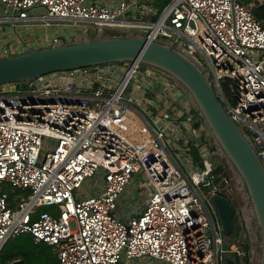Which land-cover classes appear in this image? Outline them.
I'll return each mask as SVG.
<instances>
[{
	"label": "built area",
	"instance_id": "obj_1",
	"mask_svg": "<svg viewBox=\"0 0 264 264\" xmlns=\"http://www.w3.org/2000/svg\"><path fill=\"white\" fill-rule=\"evenodd\" d=\"M155 1L0 0V57L109 28L174 43L208 75L264 166L263 21L242 0H165L161 9ZM157 73L131 60L0 86V184L29 190L10 205L0 186V250L29 233L54 248L57 264L248 260L239 229L227 243L212 202L229 198L236 217L231 177L217 171L218 145L192 103L179 102L188 93L170 76L158 75L165 97L149 95L147 79ZM135 174L146 193L124 207ZM240 201L239 220L245 208L253 220Z\"/></svg>",
	"mask_w": 264,
	"mask_h": 264
},
{
	"label": "water",
	"instance_id": "obj_2",
	"mask_svg": "<svg viewBox=\"0 0 264 264\" xmlns=\"http://www.w3.org/2000/svg\"><path fill=\"white\" fill-rule=\"evenodd\" d=\"M131 60H139L164 72L187 91L192 105L219 146L220 156L234 167L240 184L245 188L255 228L260 235L257 264H264V166L249 141L226 113L208 75L174 43L138 35L91 37L79 34L71 42L60 41L0 57V86L60 70ZM193 126L197 128L198 122H194ZM212 202L225 234H232L234 206L230 199L215 194ZM13 263L20 264V261L14 260ZM224 264L238 263L233 256L225 255Z\"/></svg>",
	"mask_w": 264,
	"mask_h": 264
},
{
	"label": "rangeland",
	"instance_id": "obj_3",
	"mask_svg": "<svg viewBox=\"0 0 264 264\" xmlns=\"http://www.w3.org/2000/svg\"><path fill=\"white\" fill-rule=\"evenodd\" d=\"M263 1L264 0H250L249 3H250V6L252 7V9H254L258 5H260V3H262ZM164 3H165V0H157V1H155V6L158 9H161L164 6ZM119 34L120 35H132L131 31H129V30H118V29H111V28L103 29V32H101L98 35L91 34V33L88 35L91 37H96V36H106L107 37V36H114V35H119ZM144 66H148V65L142 63V67H144ZM159 74L167 75L162 71H159ZM138 76L140 77V73L138 74ZM128 88H129V86H128ZM128 88H127V90H128ZM229 90H230V87L227 85L226 91L229 92ZM202 126H203V120L201 121L199 128H202ZM211 139L214 141L212 136H211ZM43 143L46 144L43 146L45 150L50 148L47 140L44 139ZM215 151H216V153H215L216 161H217V163H219V161H221L219 146H218V149H216ZM228 166H229V169L231 170V173H229L228 176L231 177L233 180L232 181L231 178H229L230 185L232 186V189H233L232 194H233L234 199H232V202L235 204V208L237 209L236 217L234 218L235 227L237 230L239 229L238 232H240L241 236H243L242 239L249 245L248 252L245 251L246 256L248 258V261H249V264H257V261L259 258V251H260V235H259V232L257 233V229L255 228L256 223L252 219L250 220L248 218H245V219H248V222L247 221L243 222V221L239 220V218L242 217L241 216L242 213L240 212L241 206H242V204H244V202L240 201V197H244L245 199H247L246 193H245V188H244V186H242L240 184L239 178L237 177V174L234 171L235 170L234 167L231 166L229 163H228ZM146 182H147L146 179L142 178V176L140 174H135V176L131 180V183L126 186V188L124 189V191L122 193L120 201L122 202V205L124 207L125 206L130 207L133 203L137 202L140 198H142L143 192L146 193ZM0 186L3 190H10L14 196H17L18 194L21 196H26L27 193H29L28 189H20V188L11 186L7 182H2L0 184ZM200 195L203 198V200L205 201L207 208L211 211V206H210V203L206 200V196L204 194H200ZM42 208L45 210L51 209V207H42ZM244 214H245V212H244ZM243 224H244V227L246 225V229L243 228ZM236 237H237V235L234 237H232L230 235V238H228L227 243L229 244V243L233 242ZM12 238H10V239H12ZM52 250L55 253L54 248ZM245 259L242 258V261H245ZM16 260L20 261V264H22L21 259H16ZM13 262L9 258V251L7 249L3 248L0 251V264H14Z\"/></svg>",
	"mask_w": 264,
	"mask_h": 264
},
{
	"label": "trees",
	"instance_id": "obj_4",
	"mask_svg": "<svg viewBox=\"0 0 264 264\" xmlns=\"http://www.w3.org/2000/svg\"><path fill=\"white\" fill-rule=\"evenodd\" d=\"M244 3H249L250 0H242ZM257 18L261 19L264 24V1L253 9ZM136 34V33H132ZM120 35V34H119ZM206 139V137H205ZM195 155L196 150H193ZM223 170L224 174L231 173L228 163L221 157V164L217 168V171ZM3 190V189H2ZM18 190V189H17ZM8 194V201L10 205L14 202V195L10 190H4ZM28 194V193H27ZM39 210H43L42 207ZM45 210V209H44ZM233 232L230 234L232 237L237 235V229L235 227L234 219L232 218ZM5 248L9 251V258L13 262L16 259H21L22 264H57L56 255L53 252V248L43 242L35 243L32 236L29 233H21L12 239L7 240L2 246L1 250ZM243 249L248 252L249 245L246 243L243 245ZM0 250V251H1ZM238 264H249L248 260L241 262L236 254H232Z\"/></svg>",
	"mask_w": 264,
	"mask_h": 264
},
{
	"label": "crops",
	"instance_id": "obj_5",
	"mask_svg": "<svg viewBox=\"0 0 264 264\" xmlns=\"http://www.w3.org/2000/svg\"><path fill=\"white\" fill-rule=\"evenodd\" d=\"M158 75H159V73H157V75L156 74L153 75V78L147 79V91H148L149 95L153 96L156 101H158L162 97H165V95H166L164 93L165 87L161 86L160 76H158ZM172 82H173V80H172ZM169 85L171 86L170 83H169ZM175 88H176L175 90H177V91H180V89H182L181 87H175ZM175 90L172 87L169 89V91H175ZM177 98H179V102L180 103L191 104V100L188 97V95H186V94L183 95V97L182 96H180V97L177 96ZM244 212H245L246 218L251 220V217L248 215V212L246 211V208H245ZM248 219H246L247 222H248ZM134 264H144V262L143 261H136ZM148 264H154V263L149 262Z\"/></svg>",
	"mask_w": 264,
	"mask_h": 264
},
{
	"label": "flooded vegetation",
	"instance_id": "obj_6",
	"mask_svg": "<svg viewBox=\"0 0 264 264\" xmlns=\"http://www.w3.org/2000/svg\"><path fill=\"white\" fill-rule=\"evenodd\" d=\"M233 219H234V216H233ZM232 256V255H231Z\"/></svg>",
	"mask_w": 264,
	"mask_h": 264
}]
</instances>
